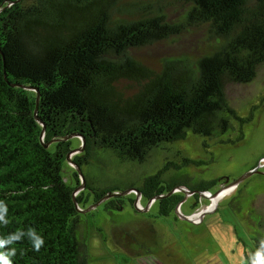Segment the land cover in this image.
I'll return each instance as SVG.
<instances>
[{
    "label": "trees",
    "instance_id": "obj_1",
    "mask_svg": "<svg viewBox=\"0 0 264 264\" xmlns=\"http://www.w3.org/2000/svg\"><path fill=\"white\" fill-rule=\"evenodd\" d=\"M172 3L183 10L174 17ZM192 29L206 36L197 56H165L158 69L138 56ZM263 62L264 0H0V200L10 220L0 225V238L34 227L45 239L39 252L27 238L10 246L17 249L12 264H89L87 244L78 238L81 212L73 194L81 178L68 164L76 148L70 134L85 139L84 150L72 156L86 180L76 196L82 208L136 187L147 202L162 195L156 216L168 218L184 198L176 187L195 191V198L210 191L217 179L191 183L184 169L206 162L188 157L166 161L141 185L106 184L86 170L103 165L100 155L139 166L189 132L215 140L235 120L242 126L254 112L239 116L227 86L249 82ZM243 138L240 127L235 142ZM126 201L133 198L117 195L102 204L122 210ZM230 202L240 208L237 195ZM144 227L135 233L156 237ZM122 228L125 239L135 240ZM149 257L145 264H159Z\"/></svg>",
    "mask_w": 264,
    "mask_h": 264
},
{
    "label": "rangeland",
    "instance_id": "obj_2",
    "mask_svg": "<svg viewBox=\"0 0 264 264\" xmlns=\"http://www.w3.org/2000/svg\"><path fill=\"white\" fill-rule=\"evenodd\" d=\"M171 7L172 17L183 11L179 5ZM205 37L203 29H192L147 46L138 56L158 69L165 56L183 53L197 56L203 52L207 44ZM226 92L239 116L245 119L254 112L250 121L241 126L235 120L234 127L215 140L189 132L185 139L156 149L150 160L139 166L123 165L100 155L103 165L97 162L86 170L106 184L125 187L127 183L137 182L141 185L143 177L156 172L166 161L182 163V158L188 157L206 162L190 164L184 169L191 183L217 179L216 185L210 191H201L198 198L193 196L195 191L176 187L175 191L182 192L184 198L176 214L168 218L156 216L157 199H152L145 211L147 200L141 195L136 201L135 192L123 195L133 201H126L122 210H105L102 202L91 211L81 213L78 238L87 244L89 264H145L143 260L149 256L159 264H252L251 257L259 249L256 243L264 239V174H253L233 187H227L225 179L228 176L231 182L243 176L256 162L263 165L264 171V159L260 161L264 155V62L252 80L230 83ZM240 127L244 138L235 142ZM72 142L75 147L81 145L78 137H73ZM218 189L227 193L214 204L210 192ZM234 195L241 201L237 210L230 202ZM146 225L153 228L155 238L144 233ZM122 226L132 232L135 240L125 239L127 234L121 235ZM134 227L144 228L136 234ZM146 248L151 254L145 253Z\"/></svg>",
    "mask_w": 264,
    "mask_h": 264
},
{
    "label": "water",
    "instance_id": "obj_3",
    "mask_svg": "<svg viewBox=\"0 0 264 264\" xmlns=\"http://www.w3.org/2000/svg\"><path fill=\"white\" fill-rule=\"evenodd\" d=\"M37 90V103L39 101V98H40V93L38 91V89L36 88ZM38 118V117H37ZM39 119V118H38ZM42 122V121H41ZM43 123V122H42ZM44 125V123H43ZM43 134L45 132V125H44V128H43ZM73 137H78L80 138L81 140V145L72 149L67 158H68V161L74 165V167L76 168L78 174L80 175V178H81V184L80 186L76 187L75 191H74V194H73V199H74V202H75V205L78 209L79 212L81 213H87L89 211H91L94 207H97L98 205H100L102 202L106 201L107 199L111 198V197H114V196H117V195H127L131 192H135L136 193V201L139 200L140 196H141V192L138 188L136 187H132V188H128L126 190H123V191H114V192H109L107 195H105L103 198L99 199L98 201L94 202L93 204H91L90 206L86 207V208H82L76 198L77 196V193L79 191H81L84 187H85V176H84V173L81 169V167L79 165H77L76 163H74V161L72 160V156L74 155V153H79V152H82L84 150V146H85V139L84 137L81 135V134H77V133H73V134H70L69 136L66 137V139H71ZM54 140H51L50 142L48 143H44V146L45 147H48ZM262 164L261 163H258L254 168L250 169L248 172H246L243 176L237 178V179H234L233 181L230 182V178L227 176L226 179H225V183H226V186L227 187H233L235 185H237L238 183H240L243 179L253 175V174H258V173H264V171L262 170ZM182 190H184L181 186H179ZM175 190V189H174ZM221 190L218 189L217 191L215 192H210V196H214L216 195L217 193H219ZM162 195H157L155 196L154 198L152 199H159L161 198ZM150 199L147 204L143 207L144 210L146 211L148 209V206L151 202ZM137 205V204H136ZM138 207V205H137Z\"/></svg>",
    "mask_w": 264,
    "mask_h": 264
},
{
    "label": "clouds",
    "instance_id": "obj_4",
    "mask_svg": "<svg viewBox=\"0 0 264 264\" xmlns=\"http://www.w3.org/2000/svg\"><path fill=\"white\" fill-rule=\"evenodd\" d=\"M0 208H2V211H0V225L7 226L10 220L8 217L5 218L4 215V212L8 211V206L4 200H0ZM25 238L31 243L33 250L37 252H39L45 244L44 237L38 233L34 227H28L27 230L18 229L11 232L6 237L0 238V249H6V251H0V262H2V264H12L11 257L16 254L17 249L10 246L23 241ZM260 243L262 247L257 249L251 257L252 264H264V239H262ZM21 254H23L22 250Z\"/></svg>",
    "mask_w": 264,
    "mask_h": 264
},
{
    "label": "bare ground",
    "instance_id": "obj_5",
    "mask_svg": "<svg viewBox=\"0 0 264 264\" xmlns=\"http://www.w3.org/2000/svg\"><path fill=\"white\" fill-rule=\"evenodd\" d=\"M225 193H227V190L223 193L222 192V190L219 192V193H217L216 195H214V196H212V201H213V203L214 204H217L218 203V201H219V199L225 194ZM213 204V205H214ZM206 212V211H205ZM197 215V214H196ZM195 215V216H196Z\"/></svg>",
    "mask_w": 264,
    "mask_h": 264
},
{
    "label": "built area",
    "instance_id": "obj_6",
    "mask_svg": "<svg viewBox=\"0 0 264 264\" xmlns=\"http://www.w3.org/2000/svg\"><path fill=\"white\" fill-rule=\"evenodd\" d=\"M263 159H264V158H263ZM263 159H262V160H263Z\"/></svg>",
    "mask_w": 264,
    "mask_h": 264
}]
</instances>
